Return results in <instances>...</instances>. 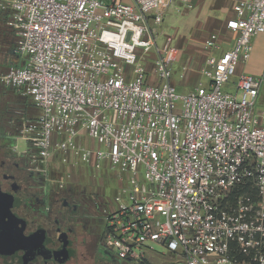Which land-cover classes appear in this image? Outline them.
<instances>
[{
    "label": "built area",
    "instance_id": "obj_1",
    "mask_svg": "<svg viewBox=\"0 0 264 264\" xmlns=\"http://www.w3.org/2000/svg\"><path fill=\"white\" fill-rule=\"evenodd\" d=\"M178 5L191 8L190 0H0L24 61L0 81L39 111L23 132L35 172L60 175L59 187L79 168L118 172L124 184L101 220L103 245L121 264H152L149 244L165 248V264H245L234 249L264 264V107H256L264 79L241 75L222 91L264 34V0H235L231 49L209 55L200 70L208 84L186 93L171 82L178 49L168 36L158 47L152 32ZM217 42L209 34L203 49ZM150 51L151 75L141 67Z\"/></svg>",
    "mask_w": 264,
    "mask_h": 264
},
{
    "label": "flooded vegetation",
    "instance_id": "obj_2",
    "mask_svg": "<svg viewBox=\"0 0 264 264\" xmlns=\"http://www.w3.org/2000/svg\"><path fill=\"white\" fill-rule=\"evenodd\" d=\"M14 51L15 39L10 46L0 42V63L10 64ZM7 70L1 69L0 77ZM0 89L8 88L0 81ZM3 97L9 107H0V190L15 198L11 212L20 219L23 235L39 236L28 242V250L0 253V264H121L101 251L104 245L99 213L107 202L105 198L95 199L81 186L59 187L51 172L45 176L35 172L31 166L34 150L28 145L20 151L15 144L13 118L9 114L12 97L7 93ZM25 213H31L36 224Z\"/></svg>",
    "mask_w": 264,
    "mask_h": 264
},
{
    "label": "crops",
    "instance_id": "obj_3",
    "mask_svg": "<svg viewBox=\"0 0 264 264\" xmlns=\"http://www.w3.org/2000/svg\"><path fill=\"white\" fill-rule=\"evenodd\" d=\"M234 2L235 0H190L191 8L178 5L168 9L164 13L163 21L160 26L156 27V29L161 31L159 32L160 34H158L159 40L164 36H168L172 39L173 45L178 49V56L173 65V75L171 80L177 91L178 88L183 85L182 81L185 79L196 82V85L192 90L200 84L202 85L204 77L200 70L204 66L205 59L209 55L219 56L223 52L231 49L235 34L227 29L226 24L227 21L236 16L233 12ZM175 17L180 18V21H177L178 23L176 22L177 24H175L173 20ZM8 19L9 17L7 14L0 12V42L10 46L15 39V33L8 26ZM164 20H167L168 24L164 22ZM169 31L173 32L172 35L169 34ZM209 34H216L218 36V50L207 52L203 49V42ZM251 44L252 52L250 57L246 61L240 62L237 65L234 76L232 77V83H234L241 75L264 79V68L261 70V67H264V34L253 37ZM258 52L262 53L261 60L259 61L260 66L253 67L251 61H255ZM23 64L24 61L22 62V66ZM147 65L151 70L152 64L149 62ZM183 68H185L186 71L183 76L184 78L181 80L180 73ZM205 80L208 83V80ZM230 85H226L227 89H230ZM182 93L186 92L182 91ZM257 100H260V102L264 104V86L260 89ZM38 112L39 111L37 110V115ZM21 139L26 141L24 137ZM53 166L55 169L58 167L57 163H52L51 169ZM78 173L77 170H72V177H78ZM85 174L91 175V172L86 170ZM25 214L27 219H29L28 216L32 215L31 213ZM31 218L35 220L34 223L36 224V218L34 216H31ZM23 222L25 221L23 220ZM99 226L100 235L102 237L103 225L101 219L99 221Z\"/></svg>",
    "mask_w": 264,
    "mask_h": 264
},
{
    "label": "rangeland",
    "instance_id": "obj_4",
    "mask_svg": "<svg viewBox=\"0 0 264 264\" xmlns=\"http://www.w3.org/2000/svg\"><path fill=\"white\" fill-rule=\"evenodd\" d=\"M168 20V19H167ZM165 21L168 24V21ZM174 23L177 24L180 21V18L175 17L173 18ZM178 21V22H177ZM177 22V23H176ZM165 23V24H166ZM152 32L154 34H160L159 32H161L160 30L158 31L156 29V27H153ZM172 31H169V34L172 35ZM163 37V36H162ZM159 40V39H157ZM163 41V38L160 39L157 42V46L161 47V42ZM261 51V50H260ZM150 55H146L145 59L146 61L148 60L150 63L152 62V54L153 52L150 51ZM261 54L262 53H257V58L255 59V61H251L252 66L256 67V66H260L259 61L261 60ZM12 62L8 65L0 63V70L1 69H16V68H20L22 66V62H23V58L22 56L17 53L16 51H14L13 55H12ZM141 67L146 70L147 72H150V68L147 65V62H145V64L141 65ZM264 67H261V70H263ZM184 69V70H183ZM182 72L180 73V79L182 80L184 77H181V74L184 73L185 75V71L186 69L183 68ZM128 73L129 75L132 74V68H128ZM3 73V72H2ZM151 75V72H150ZM260 79V78H258ZM180 80V81H181ZM183 85L181 87L178 88V92H187L189 90H192L195 85L196 82L193 80H183L182 81ZM232 83L231 82L228 84L230 85ZM207 81L203 78L202 80V85H207ZM231 86V85H230ZM264 86V84H262L261 88ZM12 91V90H11ZM223 92L229 91V88L227 89L226 86H224L222 88ZM10 90L8 89H0V98H2V100L0 99V107H4V109L6 107H9V105L6 103L5 98L3 97L6 93L8 95H11L12 98L9 97V102H11L13 108L10 110L9 114H11L12 118H13V137L15 138V144H17V147L20 151H25L29 145V148L32 150V146L30 144H27L26 141L22 140L21 138H23V132L25 130V128L28 126V121H31L33 118H35L37 116V110L34 108V106L32 105V103L24 98L19 97L17 94L15 95L13 92L9 93ZM15 95V96H14ZM257 108H262L264 107V104L260 102V100H257V104H256ZM78 173V177H72L70 182H67L65 185L67 186H74V187H85V189H87V191L93 195V197L95 199L99 198H105V201H112L114 195L116 194L119 186L121 184H124V182H120V176L118 175V172L114 171V170H102L100 173H98L97 176H92L91 175H86L85 172L86 170L84 168H79V170H77ZM92 176V177H91ZM52 177L56 180L60 179V180H64L63 177H61L58 174L52 173ZM125 179V177H122ZM126 180V179H125ZM106 205L103 204V207L101 208V210L105 209ZM24 214V212H22ZM99 215H101V212L99 213ZM32 215L28 216L29 219L31 220ZM152 246L153 252H150L148 254V259L150 260V262L152 264H165L168 262H171L172 260L169 258L167 251L165 250L164 247L157 245V244H149L148 246ZM103 255L105 257H107L108 259L112 260L113 259V255L111 253V251L109 249H107L106 247H103L101 249Z\"/></svg>",
    "mask_w": 264,
    "mask_h": 264
},
{
    "label": "water",
    "instance_id": "obj_5",
    "mask_svg": "<svg viewBox=\"0 0 264 264\" xmlns=\"http://www.w3.org/2000/svg\"><path fill=\"white\" fill-rule=\"evenodd\" d=\"M107 1V0H106ZM16 200L10 194H4L0 190V253H12L18 249L28 250V242L38 237L34 233L29 237L23 235L20 219L11 212ZM36 239V238H35Z\"/></svg>",
    "mask_w": 264,
    "mask_h": 264
},
{
    "label": "trees",
    "instance_id": "obj_6",
    "mask_svg": "<svg viewBox=\"0 0 264 264\" xmlns=\"http://www.w3.org/2000/svg\"><path fill=\"white\" fill-rule=\"evenodd\" d=\"M262 251L264 252V241H263V248ZM232 256L234 257V260L237 263H245V264H257L255 262L252 261V255H243L242 253H240L237 249L234 251H232Z\"/></svg>",
    "mask_w": 264,
    "mask_h": 264
}]
</instances>
